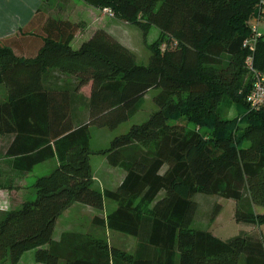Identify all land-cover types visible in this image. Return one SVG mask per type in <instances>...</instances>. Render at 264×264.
Listing matches in <instances>:
<instances>
[{"label":"trees","instance_id":"trees-1","mask_svg":"<svg viewBox=\"0 0 264 264\" xmlns=\"http://www.w3.org/2000/svg\"><path fill=\"white\" fill-rule=\"evenodd\" d=\"M55 1L48 7L56 5L57 14L42 2L20 31L42 35L34 53L0 41V84L7 93L0 135L23 144L26 171L52 157L58 162L37 177L34 200L0 210V262L8 257L15 264L34 249L44 264H264L261 234L243 231L223 240L192 227L196 193L232 199L237 223L264 225V212L253 210L264 207V104L250 108L246 100L252 81L246 58L264 71V31L252 52L243 46L261 0H83L143 34L152 25L159 29L145 64L103 28L72 48L82 23L65 18L69 0ZM57 77L70 82L54 85ZM89 82L87 118L75 124L71 99ZM150 89L158 91L149 116L92 151L91 127L126 121ZM234 104L240 117L227 118L224 111ZM180 117L194 126L177 122ZM92 153L125 171L115 189L93 186ZM105 199L116 207L93 221L135 237L133 252L90 233L53 240L56 220L71 203L102 210Z\"/></svg>","mask_w":264,"mask_h":264},{"label":"crops","instance_id":"crops-1","mask_svg":"<svg viewBox=\"0 0 264 264\" xmlns=\"http://www.w3.org/2000/svg\"><path fill=\"white\" fill-rule=\"evenodd\" d=\"M42 2L43 0H0V40L12 41L11 43L15 47V50L20 54L34 53L42 42V35L21 34L20 31L25 28ZM65 18L72 22L82 23V27L78 29L71 41L72 48L77 49L95 30L103 28L131 49L136 56L132 42L134 36L132 37V34L127 32L130 29L129 25L131 23L115 16H110L106 12L101 11L100 8L91 6L83 0H69L65 8ZM259 29L264 31V23L259 24ZM132 33L134 35V32ZM148 57L149 55L146 62ZM55 75L58 76V74ZM54 78L53 74L52 79ZM56 79L57 81L54 85L57 86L66 85L67 79L70 82V78L57 77ZM90 87V82L81 86L71 99L70 112L75 124L81 123L87 118V99L90 95ZM6 98V89L0 84V103L4 102ZM91 136L90 149L92 151L95 152L107 148L92 147ZM23 148V144L15 140V135H0V210H16L26 201L34 200L36 197L34 183L37 177L48 174L58 163L57 158L52 157L35 163L29 171H26L27 164L23 157L24 154L19 153L20 149ZM15 150L16 153L13 152ZM89 163L93 177V186L101 191L104 189H115L125 176V171L122 168L108 164L106 155L104 154H90ZM32 178H34V181L31 182L30 179ZM115 207V202H111L109 199L104 200L102 210L94 209L79 202L71 203L69 207L61 212L56 220L52 234L53 240L58 241L65 232H79L90 233L93 236L102 237L109 242L107 232L109 233L110 230L100 222L95 223L93 219L95 216L105 218L106 214ZM134 240H130L132 244L130 248L125 249L122 246L120 248L133 252L136 248V240L135 242ZM0 264H11V262L7 257ZM15 264L44 263L38 262L35 259V250L32 249L25 251Z\"/></svg>","mask_w":264,"mask_h":264},{"label":"rangeland","instance_id":"rangeland-1","mask_svg":"<svg viewBox=\"0 0 264 264\" xmlns=\"http://www.w3.org/2000/svg\"><path fill=\"white\" fill-rule=\"evenodd\" d=\"M43 2V5L45 6V8L48 9V12L54 14L58 13V8L56 5L54 6V9H51L48 7L49 0H44ZM55 4H57V0L55 1ZM101 11H103V9H101ZM129 28L130 31L127 30V32L129 34H132V37L134 36L132 40L134 46H132L134 47L133 49L136 53V61L138 63L145 64L147 56L150 54L148 44L153 43L159 38V29L156 26L152 25L147 34H143L140 29L132 23L131 25H129ZM132 32H134V35ZM0 41L5 42L6 40ZM249 75L250 74L247 72V78H249ZM157 91V89H150L145 94L138 111L134 113L131 117H129V119L124 122H121L116 127L109 128L92 126L90 129L92 135V147H108L111 139L115 135L124 133L130 128L131 125L144 121L147 118L148 114L156 108V105L153 102V96L157 93ZM223 109L225 110L226 108L224 107ZM241 111L242 108L239 105L234 104L224 111V115L227 118H239ZM177 122L186 124L188 127L194 126L191 122L187 121L186 117H180ZM240 126L243 125L240 123ZM201 131L207 133L208 129L202 128ZM33 179L34 178L30 179L31 182L34 181ZM192 199L197 203V210L192 221V227L196 229H204L210 231L215 236L223 240L237 235L243 231L256 232L261 234L262 237H264V225L247 226L245 224L237 223L235 221V202L232 199H226L215 194L204 193H196L193 195ZM253 210L257 213H261L264 212V207L254 206ZM107 234V237L109 238V242H111V244H116V246L118 245V247L122 246L125 249L130 248L132 245L130 240L135 239V237L131 235L117 231L115 232L112 230H110L109 233L107 232Z\"/></svg>","mask_w":264,"mask_h":264},{"label":"built area","instance_id":"built-area-1","mask_svg":"<svg viewBox=\"0 0 264 264\" xmlns=\"http://www.w3.org/2000/svg\"><path fill=\"white\" fill-rule=\"evenodd\" d=\"M103 11L111 16L113 15L108 8H103ZM260 23H264V0H261L257 15L250 20L252 35L243 42V46L248 48L250 52L254 50V43L261 36ZM246 67L252 76L251 88L246 100L250 108H257L264 104V71H259L253 66L251 55L246 58Z\"/></svg>","mask_w":264,"mask_h":264}]
</instances>
